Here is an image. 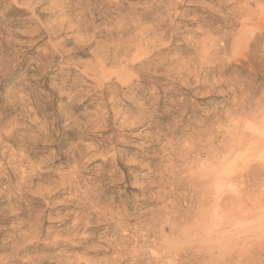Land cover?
<instances>
[{
    "label": "rangeland",
    "instance_id": "obj_1",
    "mask_svg": "<svg viewBox=\"0 0 264 264\" xmlns=\"http://www.w3.org/2000/svg\"><path fill=\"white\" fill-rule=\"evenodd\" d=\"M0 264H264V0H0Z\"/></svg>",
    "mask_w": 264,
    "mask_h": 264
},
{
    "label": "clouds",
    "instance_id": "obj_2",
    "mask_svg": "<svg viewBox=\"0 0 264 264\" xmlns=\"http://www.w3.org/2000/svg\"><path fill=\"white\" fill-rule=\"evenodd\" d=\"M210 171H217L216 169H210ZM230 175V168L229 167H224L223 169L219 170L218 174H217V184H216V190L217 193H221L223 191H225L226 189H231L232 186L231 185H227L224 182V177Z\"/></svg>",
    "mask_w": 264,
    "mask_h": 264
},
{
    "label": "bare ground",
    "instance_id": "obj_3",
    "mask_svg": "<svg viewBox=\"0 0 264 264\" xmlns=\"http://www.w3.org/2000/svg\"><path fill=\"white\" fill-rule=\"evenodd\" d=\"M197 171H198V170H197ZM198 173H199V172H198ZM200 173H201V172H200ZM206 173H207V172H206ZM208 175H209V174H208ZM208 175H207V176H208ZM206 178H207V177H206ZM204 179H205V178H204ZM206 180H207V179H206ZM212 182H213V181H212ZM210 184H211V183H210ZM212 188H213V187H212ZM212 190H213V189H212Z\"/></svg>",
    "mask_w": 264,
    "mask_h": 264
}]
</instances>
